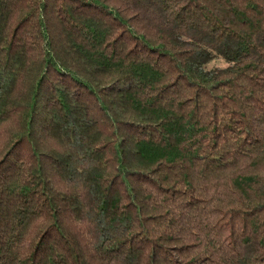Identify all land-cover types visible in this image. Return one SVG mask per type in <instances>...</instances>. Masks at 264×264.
<instances>
[{"label": "trees", "instance_id": "1", "mask_svg": "<svg viewBox=\"0 0 264 264\" xmlns=\"http://www.w3.org/2000/svg\"><path fill=\"white\" fill-rule=\"evenodd\" d=\"M0 264H264V0H0Z\"/></svg>", "mask_w": 264, "mask_h": 264}]
</instances>
